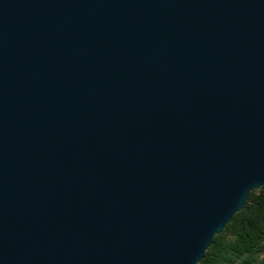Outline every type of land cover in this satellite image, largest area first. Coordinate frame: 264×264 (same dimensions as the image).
<instances>
[{"label": "water", "instance_id": "1", "mask_svg": "<svg viewBox=\"0 0 264 264\" xmlns=\"http://www.w3.org/2000/svg\"><path fill=\"white\" fill-rule=\"evenodd\" d=\"M264 186V0H0V264H198Z\"/></svg>", "mask_w": 264, "mask_h": 264}, {"label": "trees", "instance_id": "2", "mask_svg": "<svg viewBox=\"0 0 264 264\" xmlns=\"http://www.w3.org/2000/svg\"><path fill=\"white\" fill-rule=\"evenodd\" d=\"M198 264H264V186L250 192Z\"/></svg>", "mask_w": 264, "mask_h": 264}]
</instances>
